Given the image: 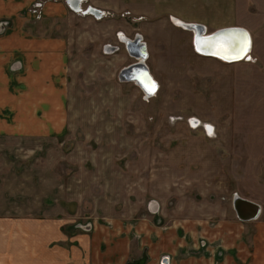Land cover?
Here are the masks:
<instances>
[{"label":"rangeland","instance_id":"1","mask_svg":"<svg viewBox=\"0 0 264 264\" xmlns=\"http://www.w3.org/2000/svg\"><path fill=\"white\" fill-rule=\"evenodd\" d=\"M46 2L23 10L21 30L68 44L65 129L0 135V206L65 217L70 245L91 233L81 225L97 221L110 229L121 218L134 249L143 236L159 240L155 227H189L220 249L227 225L242 231L249 251L253 222L236 218L232 199L255 201L264 219V22L247 17L253 23L249 57L224 62L197 54L192 33L172 23L177 0H126V9L115 7L100 20L87 11L48 15ZM258 3L264 7V0ZM121 33L147 43L143 63L159 83L155 96L120 78L137 60ZM152 201L155 213L147 208ZM134 249L129 260L143 252Z\"/></svg>","mask_w":264,"mask_h":264},{"label":"crops","instance_id":"2","mask_svg":"<svg viewBox=\"0 0 264 264\" xmlns=\"http://www.w3.org/2000/svg\"><path fill=\"white\" fill-rule=\"evenodd\" d=\"M36 1L39 0H0V26L6 30L2 32L3 29H0V135L44 136L58 134L65 129L63 73L67 67L68 44L64 37L45 38L21 30L25 21L20 17L23 10ZM46 1L44 11L48 15L59 12L78 15L82 12L84 14L87 8H92L98 15L90 11L87 14L96 20L103 18L108 10L113 11L115 7L122 10L128 6L126 0ZM257 1L260 0H177V17H173L172 23L185 31L189 29L178 22L187 27L190 24L201 25L203 34L237 27L245 30L250 37L253 23L247 17L255 15L254 22H264V7L259 8L260 3L257 4ZM7 22L10 24L8 31ZM189 32L192 33L194 51L200 54L194 45L195 34L193 31ZM121 35L126 39L122 38L126 44L133 41L124 33ZM139 37L144 41L143 36ZM142 43L148 55L147 43ZM109 52L111 51L108 50L107 53ZM16 70L19 74L15 76L12 72ZM150 75L158 90V81L153 73ZM137 86L144 91L142 86ZM145 87L148 90L149 87ZM143 93L146 95L147 92ZM195 119L200 125L203 123ZM207 126L210 127L208 124ZM41 214H38L37 209L27 207L0 206V264H126L129 261L134 248L131 246L132 238L122 230L121 218H113L114 223L110 229L97 226V221L88 223V228L84 231L91 233L77 236L74 240L76 243L70 245L69 235L62 230L65 217L61 219L45 216L44 211ZM260 215L249 220L253 222L249 251L242 231L235 233L227 225L226 231L223 228L218 230L219 234L224 230L220 235L225 244L220 249L213 246L210 239L204 238L201 232L196 233L189 227L184 230V225L181 228L184 232L180 228L176 232H161L157 227L152 228L159 240L154 239L153 243H149L146 242L147 237L143 236L134 251L142 249L145 253L144 264H264V219ZM141 230L151 231L150 225ZM203 239L208 242L204 248ZM227 239H232L231 243L224 241ZM143 242H146L147 247L142 244L141 248ZM102 245L104 250H100ZM218 249L220 252L217 251L215 256ZM232 251H235V255Z\"/></svg>","mask_w":264,"mask_h":264},{"label":"water","instance_id":"3","mask_svg":"<svg viewBox=\"0 0 264 264\" xmlns=\"http://www.w3.org/2000/svg\"><path fill=\"white\" fill-rule=\"evenodd\" d=\"M194 27H195L196 32H197V33H195L196 35L194 36V45L196 42L195 48H196V46H199L198 49L201 50L200 47H202V45L204 46V43L200 42V40H199V37L200 38L203 37L201 34L202 26L197 24ZM232 30L243 32V35L245 32V30H242V28H237V27L236 28L235 27L224 28V29H221L218 31L211 32V33L207 34L206 36H204L206 38V40H209V41H205V42H209V43H213V44L218 43V42H223L221 39L224 36L223 34H225L224 32L230 33ZM132 42H135L137 44V47L140 48L141 51L139 54H144L143 51L145 50V46L141 42V38L138 35L135 36V38L133 39ZM129 46H130V44H129ZM198 49L196 48L197 52H199L200 54L207 55V56H213V57H216L219 59H224V60L229 61V62L240 60V59L244 58V56L246 55V53H244L241 57H238V58H233V56L223 57V56H220L217 53L213 52L212 48H208L209 51H202L203 53L198 51ZM132 52L136 53L134 50ZM135 70L136 71L140 70V71H142V73L144 75L150 77V73H149L147 66L143 62L136 60L135 62L129 64L127 67L122 68V70L120 72V78L121 79H131L132 81H133V79L136 80L137 79L136 75L133 74V72ZM232 207H233V210L235 212L236 217L241 221H249V220L256 219L260 215V212H261V206L258 203H256L255 201H252L250 199L240 197V196H236V195L232 199ZM144 263H145V258H140V259L134 260L128 264H144Z\"/></svg>","mask_w":264,"mask_h":264},{"label":"bare ground","instance_id":"4","mask_svg":"<svg viewBox=\"0 0 264 264\" xmlns=\"http://www.w3.org/2000/svg\"><path fill=\"white\" fill-rule=\"evenodd\" d=\"M89 11H90V13H92V12H95L96 13V11L95 10H93L92 8H89ZM97 14V13H96ZM176 23H177V20H176ZM180 25H182V27H184L185 29H189V31H193V33L195 34V33H197L196 32V29H195V25L193 24H190L189 26L190 27H187L186 26V24H184V23H180V22H178ZM202 30H203V28H202ZM216 31V30H215ZM218 31V30H217ZM203 32V31H202ZM225 34H223L224 36L222 37V41L223 42H218V43H215V44H213V43H209V42H207V46H203L202 45V47H200V49L201 50H199L198 49V47L199 46H196V48L198 49V51H200V52H202V51H209L208 50V48H212L213 49V52H215V53H217L218 55H220V56H223V57H226V56H233V57H241L244 53H246V55L244 56L245 58L247 57H249V55H250V42H251V50H252V38H251V35H250V37H249V35L247 34V32L245 31L244 32V34L246 33L247 34V40H248V49H247V51L246 52H244L242 55H241V51H242V44H240V43H237V42H234V40H233V38H232V36H233V34H235V35H237V36H240L241 38H243V32H239V31H236V30H232L230 33H227V32H224ZM203 36H206L207 34H209V33H206V32H204V34L203 33H201ZM196 35V34H195ZM123 38V37H122ZM123 40H126L125 38H123ZM199 40H200V42H203L204 44H205V41H209V40H206V38L205 37H202V38H200L199 37ZM141 43V42H140ZM127 44H128V48H129V50H130V52L132 53V55L133 56H135L136 58H137V60H139L140 62H144L145 61V59H146V56H147V53H146V50H144L143 52H144V54H139L140 53V48L139 47H137V44L135 43V42H127ZM129 44H130V46H129ZM136 44V45H135ZM214 46H213V45ZM140 45V44H139ZM138 45V46H139ZM195 45H196V42H195ZM212 45V46H211ZM135 51L136 53H133L132 51ZM203 53V52H202ZM216 58V57H215ZM223 61H226V60H224V59H222ZM241 60V59H240ZM237 61H239V60H237ZM226 62H229V61H226ZM232 62H236V61H232ZM139 73V74H137V73ZM133 74L134 75H136V80L135 79H133L134 81H135V83L136 84H138L139 83V85H140V87L145 91V92H147L146 93V96H149V94L150 95H155V94H153V92L157 89V84H156V82L153 80V78L151 77V75H150V77L149 76H146V75H144L143 73H142V71H140V70H135L134 72H133ZM126 80H131V79H126ZM145 86H147V88H148V90L146 89V87ZM155 88V90L154 91H151V89L152 88ZM143 91V92H144ZM155 92H157V90L155 91ZM148 94V95H147ZM193 120H195L194 122H199V121H197L195 118L193 119ZM198 125H200V122H199V124ZM236 196H239V195H236Z\"/></svg>","mask_w":264,"mask_h":264},{"label":"snow or ice","instance_id":"5","mask_svg":"<svg viewBox=\"0 0 264 264\" xmlns=\"http://www.w3.org/2000/svg\"><path fill=\"white\" fill-rule=\"evenodd\" d=\"M232 38H233L234 42H237V43L242 44L241 55H242L244 52L247 51V49H248V40H247V34H246V33L243 35V38H241L240 36H237V35H235V34H233ZM204 46H207V42H205ZM233 58H238V57H233ZM154 90H155V88L153 87V88L151 89V91H154Z\"/></svg>","mask_w":264,"mask_h":264},{"label":"flooded vegetation","instance_id":"6","mask_svg":"<svg viewBox=\"0 0 264 264\" xmlns=\"http://www.w3.org/2000/svg\"><path fill=\"white\" fill-rule=\"evenodd\" d=\"M1 27H3V26H0V29H1ZM3 29V28H2ZM1 29V30H2ZM135 38V37H134ZM133 38V39H134ZM149 203V207H147L148 208V211L150 212V213H154V211L157 209V207H156V202H155V204H154V202L152 201V202H148ZM87 225H88V223H86V224H83V225H81L80 227L83 229V230H86L88 227H87ZM204 245V244H203ZM140 258H145V253H141V255L139 256V257H135V258H132V259H130L129 261H127V263L126 264H128V263H131L132 261H134V260H137V259H140ZM161 264H163V263H161ZM166 264H168V263H166Z\"/></svg>","mask_w":264,"mask_h":264},{"label":"built area","instance_id":"7","mask_svg":"<svg viewBox=\"0 0 264 264\" xmlns=\"http://www.w3.org/2000/svg\"><path fill=\"white\" fill-rule=\"evenodd\" d=\"M85 11L89 12L88 8ZM96 15H98V14H96Z\"/></svg>","mask_w":264,"mask_h":264}]
</instances>
